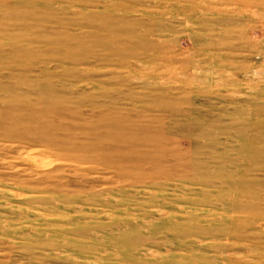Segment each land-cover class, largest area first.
Segmentation results:
<instances>
[{
	"label": "rangeland",
	"instance_id": "374dc122",
	"mask_svg": "<svg viewBox=\"0 0 264 264\" xmlns=\"http://www.w3.org/2000/svg\"><path fill=\"white\" fill-rule=\"evenodd\" d=\"M0 264H264V0H0Z\"/></svg>",
	"mask_w": 264,
	"mask_h": 264
}]
</instances>
